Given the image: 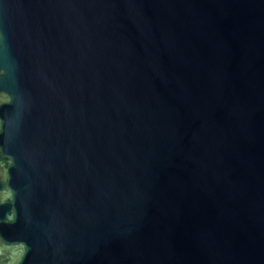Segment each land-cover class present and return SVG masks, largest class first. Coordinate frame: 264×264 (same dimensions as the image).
I'll return each mask as SVG.
<instances>
[{"label":"water","instance_id":"1","mask_svg":"<svg viewBox=\"0 0 264 264\" xmlns=\"http://www.w3.org/2000/svg\"><path fill=\"white\" fill-rule=\"evenodd\" d=\"M0 264H264V0H0Z\"/></svg>","mask_w":264,"mask_h":264}]
</instances>
